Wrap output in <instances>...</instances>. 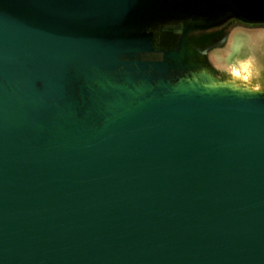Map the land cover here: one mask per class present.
<instances>
[{
  "label": "water",
  "instance_id": "95a60500",
  "mask_svg": "<svg viewBox=\"0 0 264 264\" xmlns=\"http://www.w3.org/2000/svg\"><path fill=\"white\" fill-rule=\"evenodd\" d=\"M228 17L264 0H0V264H264V93L181 69Z\"/></svg>",
  "mask_w": 264,
  "mask_h": 264
},
{
  "label": "rangeland",
  "instance_id": "374dc122",
  "mask_svg": "<svg viewBox=\"0 0 264 264\" xmlns=\"http://www.w3.org/2000/svg\"><path fill=\"white\" fill-rule=\"evenodd\" d=\"M180 25L171 22L163 27L174 33L183 29ZM191 37L184 47L182 74L200 71L217 82L264 93V23L228 17Z\"/></svg>",
  "mask_w": 264,
  "mask_h": 264
},
{
  "label": "bare ground",
  "instance_id": "6f19581e",
  "mask_svg": "<svg viewBox=\"0 0 264 264\" xmlns=\"http://www.w3.org/2000/svg\"><path fill=\"white\" fill-rule=\"evenodd\" d=\"M194 82H197V79L194 80ZM199 86L206 88V89H217V88H225L233 92H241V93H258L260 90L258 89H251V88H240L237 85L231 84V83H224V82H214L211 81L208 83H201Z\"/></svg>",
  "mask_w": 264,
  "mask_h": 264
},
{
  "label": "flooded vegetation",
  "instance_id": "af4514ba",
  "mask_svg": "<svg viewBox=\"0 0 264 264\" xmlns=\"http://www.w3.org/2000/svg\"><path fill=\"white\" fill-rule=\"evenodd\" d=\"M180 26H181V29H182L183 25L181 24ZM163 31L164 32H169V31H172V30H169L167 27H165V28L163 27ZM177 32L180 33V32H182V30L181 31H174V33H177Z\"/></svg>",
  "mask_w": 264,
  "mask_h": 264
}]
</instances>
